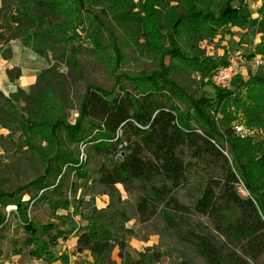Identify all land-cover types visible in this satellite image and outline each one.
Masks as SVG:
<instances>
[{"label":"trees","instance_id":"obj_1","mask_svg":"<svg viewBox=\"0 0 264 264\" xmlns=\"http://www.w3.org/2000/svg\"><path fill=\"white\" fill-rule=\"evenodd\" d=\"M218 1L0 0V57L12 58L15 41L47 63L26 91L17 88L8 96L0 91V128L17 135L16 140L0 135V149L6 159L19 155L39 171L14 191L0 188V201L34 189L31 198L40 192L37 200L56 211L68 206L67 192L75 195L79 180H91L108 204L93 210L88 225L76 231L75 252L88 253L93 264H116L110 254L117 249L122 264H136L123 239L133 233L124 227L129 216L116 188L121 186L134 197L139 223L158 217L162 235L185 249L177 253L179 264H193L186 252L200 264H264V140L240 138L233 129L239 118L264 133V80L251 76L225 90L212 84L214 71L227 63L204 58L199 44L250 23L242 13L244 0H227L216 16ZM260 1L257 14L264 21ZM128 31L143 41L166 43L163 50L153 46L161 53L152 72L120 71L127 62ZM83 51L104 69L109 87L91 82L88 65L79 59ZM252 56L264 61V39ZM177 65L208 76L214 98H195L171 79ZM20 75L17 67L6 69L10 83ZM69 111L77 115L74 124L68 123ZM210 113L220 116L218 122ZM66 171L76 182L62 179ZM239 181L249 196L239 194ZM3 222L0 217V226ZM26 227V244H36L35 229ZM53 229L48 225L41 235L51 246L70 235L57 229L50 236ZM30 254L40 259L46 252L40 247ZM161 257L157 251L152 260Z\"/></svg>","mask_w":264,"mask_h":264},{"label":"rangeland","instance_id":"obj_2","mask_svg":"<svg viewBox=\"0 0 264 264\" xmlns=\"http://www.w3.org/2000/svg\"><path fill=\"white\" fill-rule=\"evenodd\" d=\"M226 1L227 0H219L215 4L213 12L216 16L223 10ZM249 7L253 11V5L250 4ZM247 12L250 14L248 10ZM242 13L245 14L246 11L243 9ZM253 26L255 25H250V27ZM231 33L232 35L218 33L211 40L201 42L199 46L204 51V58L211 59L217 64L221 65L224 62L228 64L229 60L233 59L237 65V72L235 75V77H237L241 68L240 62H243L246 56L237 54L233 49V42L230 39L234 34L233 32ZM124 41L125 47H123V50L127 62L123 66L120 65L122 66L120 68L122 73H147L157 68L156 62L161 52L158 50L153 51V46H161L163 50L166 43L161 42V44H159L157 43L158 40H153V38H147L146 41H143L138 38V36H133L129 31L124 34ZM248 43L247 41L245 42L244 48L248 47ZM152 53L156 54L154 59L152 58ZM52 59L53 55H49V60ZM79 59L82 61L81 63H86L88 65L85 70L91 82L103 88H107L112 84V81L109 79L104 69L94 64L91 59L88 58L86 51L82 52ZM251 64L254 67L256 66L255 63ZM57 65L59 66L60 72H66L63 66ZM257 70L263 71L262 67L257 68ZM246 73H253L250 65ZM170 76L180 87L185 89L189 94L194 95L195 98H199L203 95L211 99L215 96L213 86L208 81L209 77L205 75L202 76L200 72L191 70V68L187 69L185 65L179 66L178 70H174ZM206 83H208V86L203 88L202 86ZM233 86L234 82L231 85V89ZM210 116L213 117L215 121L220 118V116L215 113H210ZM76 118L77 115L75 111L68 112V123L74 124ZM235 122L244 125L243 121L239 118H237ZM218 127L221 129L219 123ZM244 128L246 129L247 127L244 125ZM248 129L249 128L246 130ZM251 130L254 131L256 129ZM0 135L7 139H17V135L13 136L1 128ZM238 136L240 138H250L253 141L258 139L264 140V133L262 131H260V133H254L253 137ZM79 151L80 164L78 165H82L81 161L84 155V146L80 145ZM12 155L13 152L10 154V157ZM18 157L19 155L8 160L0 149V177L1 180H3L0 183V188L3 191L11 192L17 187H23L36 178V172L39 174L38 170H33L25 161H21ZM59 179L60 177L57 178L56 182H58ZM62 179L76 182L75 175L73 172L70 173L69 171H66ZM51 182H53V180H51ZM77 187L78 190L75 195L67 192L68 206L66 208L57 209L56 211H52L47 203L37 200L41 194L40 192L35 199H32L31 195H35L34 189H30L29 194L23 191L15 194L12 199H2L0 201V217L4 222L3 225L0 226V230L2 229L0 231V264H31L34 260H42L48 264H67V259L71 260L72 264H93V259L90 255L82 254V256H77L75 260L70 256L65 257L64 252H61V250L67 253L70 252L72 255L76 253L75 248H71V243L67 246L65 243L60 244V240L57 246H51L48 239L41 236L43 228L52 225V227L56 226L60 231L70 232L67 238V240H70L76 237V231L79 228L88 225L86 218L89 217L93 210L100 211L107 207V196L102 195L101 188L97 187L91 180H79L77 182ZM116 188L122 200L125 202V207L129 216V220L124 224V227L133 233L131 236H123L126 243V251L131 259L135 261L136 264H179L182 257L177 253L185 251V249L180 245H175L174 240L167 234L162 235L164 227L161 220L156 217L146 224L139 223L134 209V197L127 195L121 186H116ZM28 224L35 229L36 237L38 238L37 243L31 246L26 244L29 237V230L26 227ZM57 229L51 230L49 235L54 236ZM40 247H43L46 254L40 259H37L30 254V251H35ZM157 251L162 254V257L158 263H154L152 255ZM186 255L187 258L191 259L193 264H200L189 252H186ZM88 257L90 260H88ZM144 257H146L145 260ZM110 259L116 264H122V261L117 257V249H114L110 254Z\"/></svg>","mask_w":264,"mask_h":264},{"label":"crops","instance_id":"obj_3","mask_svg":"<svg viewBox=\"0 0 264 264\" xmlns=\"http://www.w3.org/2000/svg\"><path fill=\"white\" fill-rule=\"evenodd\" d=\"M244 4L246 5V11L245 14L249 15L250 23L245 24L243 22H240L238 27H233L231 29V32H233V37L230 39L233 42V49L237 52V54L246 56L244 58V61L240 62V72L237 77H234L229 89H231V85L234 82L233 88H235L241 81L247 80L251 76L260 77L264 80V61L261 59L260 56H252L253 50L255 46L260 43L264 39V21L260 19V17L257 14L258 9L261 6L260 0H244ZM250 4L253 5V11L249 7ZM233 5H237V2H233ZM247 10L250 12V14L247 12ZM250 25H255L253 27H250ZM248 43V47L244 48L245 42ZM11 51H12V58L9 61H5L0 57V91L8 96L10 94H13L17 88H20L24 91H26L31 85H33L36 81V76L39 74L40 71L44 70L47 67V63L44 59L36 55L35 53L31 52L30 50L24 48L19 42H12L10 44ZM250 56V57H248ZM255 60H261L262 64L261 66H252L251 63H254ZM251 61V62H250ZM249 65L252 67L251 74L246 73L249 69ZM11 67H17L20 70V77L14 82L10 83L8 81V78L6 76V69ZM248 67V68H246ZM262 67L263 71H258L257 68ZM246 74V75H244ZM239 123H234V125H237ZM244 126V125H243ZM247 129V128H246ZM252 133L253 137L254 133H260L258 130H249ZM236 134V133H235ZM69 245L71 243V248H75L76 244V237L71 238L70 240L61 241L60 244ZM71 250V249H70ZM61 252H64V256H70L73 257L74 260L77 259V256H82V254L78 253H70L65 252L61 250ZM60 254V253H59ZM89 256L88 253H83ZM64 257V258H65ZM88 260L90 258L88 257ZM70 260L67 259V264H69Z\"/></svg>","mask_w":264,"mask_h":264},{"label":"built area","instance_id":"obj_4","mask_svg":"<svg viewBox=\"0 0 264 264\" xmlns=\"http://www.w3.org/2000/svg\"><path fill=\"white\" fill-rule=\"evenodd\" d=\"M256 66H259L262 64L260 60H255L254 61ZM237 72V65L233 59L229 60V63L225 66H220L218 67L211 78V82L213 85L219 87L220 89H228L233 78L235 77ZM233 129L236 134L246 137V136H251L252 133L244 128L242 124H237L233 126ZM238 192L242 197H247L249 196L247 190L245 189L243 183L239 181L238 183ZM73 260L74 258L71 257ZM31 264H48L43 262L42 260H34ZM69 264H72V261L70 260Z\"/></svg>","mask_w":264,"mask_h":264}]
</instances>
